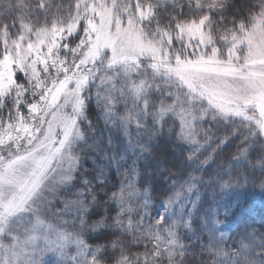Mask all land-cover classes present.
<instances>
[{"label":"snow or ice","instance_id":"obj_1","mask_svg":"<svg viewBox=\"0 0 264 264\" xmlns=\"http://www.w3.org/2000/svg\"><path fill=\"white\" fill-rule=\"evenodd\" d=\"M249 183L264 0H0V264H264Z\"/></svg>","mask_w":264,"mask_h":264},{"label":"trees","instance_id":"obj_2","mask_svg":"<svg viewBox=\"0 0 264 264\" xmlns=\"http://www.w3.org/2000/svg\"><path fill=\"white\" fill-rule=\"evenodd\" d=\"M59 2V0H58ZM243 172V169H238ZM218 191V190H217ZM209 202L212 192L208 193ZM213 209H219V219L231 225L226 232V240H238L245 227L254 229L257 233L264 232V195L259 187H253L249 183L243 193L235 196L222 197L219 201L212 203ZM232 212V215L225 220V211ZM241 222H243L241 224ZM241 226L237 228V225ZM47 264V263H46Z\"/></svg>","mask_w":264,"mask_h":264},{"label":"rangeland","instance_id":"obj_3","mask_svg":"<svg viewBox=\"0 0 264 264\" xmlns=\"http://www.w3.org/2000/svg\"><path fill=\"white\" fill-rule=\"evenodd\" d=\"M52 222L55 223L56 220L55 218H52ZM224 223L226 224H229L227 222L224 221ZM229 226L231 227V225L229 224ZM229 229V228H228ZM228 229H225V230H228ZM72 251L74 252V249H72ZM57 264V257L53 256L52 254H46L44 256V264Z\"/></svg>","mask_w":264,"mask_h":264}]
</instances>
